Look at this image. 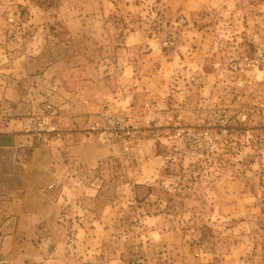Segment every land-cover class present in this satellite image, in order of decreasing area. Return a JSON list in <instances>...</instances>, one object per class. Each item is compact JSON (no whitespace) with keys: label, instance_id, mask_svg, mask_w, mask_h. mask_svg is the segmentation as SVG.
Returning a JSON list of instances; mask_svg holds the SVG:
<instances>
[{"label":"rangeland","instance_id":"1","mask_svg":"<svg viewBox=\"0 0 264 264\" xmlns=\"http://www.w3.org/2000/svg\"><path fill=\"white\" fill-rule=\"evenodd\" d=\"M259 12L0 0V264H264L262 85L227 63Z\"/></svg>","mask_w":264,"mask_h":264},{"label":"built area","instance_id":"2","mask_svg":"<svg viewBox=\"0 0 264 264\" xmlns=\"http://www.w3.org/2000/svg\"><path fill=\"white\" fill-rule=\"evenodd\" d=\"M261 13L259 12V15L263 19L262 23L264 24V12ZM243 35V45L246 48L244 55L238 60L233 56H228L227 63L230 66L238 65L237 69L233 70L244 78L243 82L245 84L250 85L251 80H253L255 83L262 85L258 96L253 101V106L260 111L261 116H264V28H243ZM228 45L232 48H237L239 47V42L230 39ZM46 108L50 109V106H46ZM35 119L38 124L45 121L48 123V131L52 130L49 118L36 117ZM109 122L112 125H116L115 116H110ZM111 128L115 131L114 127ZM177 135H180V133H177ZM101 136L106 139L116 137L113 132L106 130L101 133Z\"/></svg>","mask_w":264,"mask_h":264},{"label":"crops","instance_id":"3","mask_svg":"<svg viewBox=\"0 0 264 264\" xmlns=\"http://www.w3.org/2000/svg\"><path fill=\"white\" fill-rule=\"evenodd\" d=\"M19 140H16L13 134L4 133L0 134V147L10 148L17 145Z\"/></svg>","mask_w":264,"mask_h":264}]
</instances>
